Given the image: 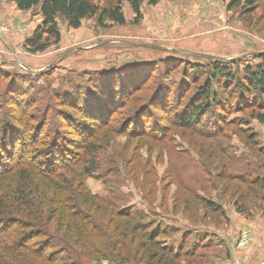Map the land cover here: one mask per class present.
Returning <instances> with one entry per match:
<instances>
[{
	"label": "rangeland",
	"instance_id": "obj_1",
	"mask_svg": "<svg viewBox=\"0 0 264 264\" xmlns=\"http://www.w3.org/2000/svg\"><path fill=\"white\" fill-rule=\"evenodd\" d=\"M94 3L102 10L116 0ZM120 7L124 25L104 20L100 27L98 14L78 29L59 21V41L44 35L48 47L33 53L26 42L42 22L39 7L20 11L0 0V118L28 127L27 136L45 118L41 133L52 134L59 119L50 108L81 120L67 106L69 96L107 100L102 88L118 91L121 83L114 97L125 104L108 128L84 141L74 129H60L70 149L87 143L96 153L100 169L84 178L85 189L119 210L143 212L149 229H165L157 242L182 251L175 264H264V127L254 117L264 101L241 98L235 87L248 84L245 67L262 63L264 0L252 13L232 0L142 3L136 24L129 4ZM216 61L230 70V81L214 72ZM213 74L219 78L210 82ZM207 82L218 104L181 127L175 114L210 102L200 93ZM149 101L164 110L143 108ZM27 142L30 152L40 148ZM137 244L143 242L136 239L132 249ZM126 264L147 263L139 255Z\"/></svg>",
	"mask_w": 264,
	"mask_h": 264
},
{
	"label": "trees",
	"instance_id": "obj_2",
	"mask_svg": "<svg viewBox=\"0 0 264 264\" xmlns=\"http://www.w3.org/2000/svg\"><path fill=\"white\" fill-rule=\"evenodd\" d=\"M10 1L20 11L39 7L42 22L26 42L33 53L48 47L44 35L55 43L59 41V21L78 29L83 19L98 14L100 27H106L104 20L120 26L126 23L120 7L123 0H116L112 7L102 10L94 0ZM125 1L134 14L132 23L136 24L141 19V4L156 5L159 0ZM261 1L232 0V3L233 7L241 6L252 13ZM260 60V65L244 68L248 84L235 86L241 98L251 95L264 101V52L260 54ZM214 72L226 82L233 78L230 70L219 61L214 63ZM218 78L213 74L209 80ZM209 85L207 82L200 93L202 99L208 98L210 102H200L175 114L174 122L188 128L200 121L201 113L218 104L219 99L210 94ZM119 86L118 91L109 84L102 88L101 93L108 94L107 100L93 97V94L79 99L69 96L67 106L72 111H79L81 120H73L67 113L50 108L59 119L54 125L49 124L52 134L41 133L43 126L48 125L45 118L34 127L31 136L25 135L28 127L14 128L7 118H0V264H102L101 261L126 264L139 255L147 264H175L174 260L182 255V251H174L157 242V234H162L165 229L160 233L149 229L150 222L143 212L119 210L115 204L91 195L84 187V178L100 169L96 153L87 143L75 144L71 149L64 143V132L60 129H74L84 141L92 138L97 129L109 127L111 117L125 104L114 97L115 92L123 91L124 85L120 83ZM145 105L143 108L154 106V109L161 105L159 109L164 110L163 104L149 101ZM175 105V110L183 109V105ZM13 107L21 108V104L14 101ZM254 117L264 127L263 106H258ZM134 119L131 118V122ZM28 139L33 144L39 143L40 148L30 152ZM207 206L214 209L212 204ZM138 238L143 244H139L140 249L138 244L137 249H132ZM155 250L157 252H153Z\"/></svg>",
	"mask_w": 264,
	"mask_h": 264
},
{
	"label": "built area",
	"instance_id": "obj_3",
	"mask_svg": "<svg viewBox=\"0 0 264 264\" xmlns=\"http://www.w3.org/2000/svg\"><path fill=\"white\" fill-rule=\"evenodd\" d=\"M247 237H248V233L244 232L240 238V241L238 243V246L243 248L245 247L247 244Z\"/></svg>",
	"mask_w": 264,
	"mask_h": 264
}]
</instances>
